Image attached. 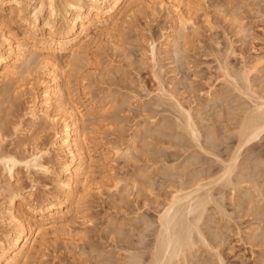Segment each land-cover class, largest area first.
<instances>
[{"label":"rangeland","instance_id":"rangeland-1","mask_svg":"<svg viewBox=\"0 0 264 264\" xmlns=\"http://www.w3.org/2000/svg\"><path fill=\"white\" fill-rule=\"evenodd\" d=\"M165 1L166 9L161 10L156 3L149 2V8L139 16L138 22L134 20L132 24L117 28L112 32L113 36H109L111 39L107 36L100 37V41L97 39V44L100 42L103 48L96 56L91 53L84 55L83 68L78 71L89 77L88 84L79 80L82 77H78V72L69 76L68 82L74 94L73 106L77 110L85 112L91 103L95 112L106 109L103 116L99 113L94 120H89L93 122L92 125L88 123L87 128L92 136L89 135V153L99 164L92 169L89 191L82 192L85 197L82 194L84 199L80 203L79 214L70 223L71 232L55 236L48 234L46 243L49 245L36 264H132L135 257L140 261L134 264H148L150 247L158 230V217L168 207L172 196L183 190L195 189V185L201 182L202 185L209 181L211 184L220 175L222 161L234 152L240 154V168L233 176L239 185L237 189L231 187L232 190L230 186L223 187L216 182L209 185L217 206L220 204L227 214L217 210L220 206L216 208V205L207 204L208 211L199 226L208 243L197 241L200 245L187 261L188 264H222L220 261L224 264H264V139L237 151L238 137L235 134L239 130L238 124L245 110L252 108L253 102L230 85L228 76H223L227 71L235 76L249 69L257 60L261 76L257 73L252 78L257 91L264 95V0H184L191 7L195 30L189 29L190 38L185 40L187 43L184 41V51L178 57L171 53V46L164 48L161 45L164 37L176 28V17L169 9L171 7L168 8L172 0ZM233 20H239L245 26L244 33L248 36L237 33ZM151 39L156 40L158 50L162 49L156 63L158 68L149 56ZM34 66L31 79L41 72L38 66ZM156 70H163L161 82H164L166 92L173 93L184 108L191 110L201 136L200 143L189 136L186 120L176 109L175 102L164 96L161 98L155 74L161 75ZM26 81H23L25 84L21 80L16 87L27 91L32 82ZM1 84L0 91L4 83ZM33 88L40 93L39 87L35 85ZM1 94L0 133L5 136L0 135V139L5 150L15 151L19 143L27 141V138H22V133L14 135L13 129L20 122L23 134L32 132L36 138L40 131H29L32 124L26 113L30 95L21 93L14 98L12 94ZM46 134L41 140L49 144L52 142V130ZM134 139L137 151L133 152L131 160L109 155L113 146L126 148ZM27 144L30 148L29 142ZM259 172L262 173L257 177ZM32 173L20 168L13 185L19 181L24 189L37 194L44 185L53 187L51 177L40 172L38 175ZM251 175L257 180L251 179ZM189 186L191 188H187Z\"/></svg>","mask_w":264,"mask_h":264},{"label":"bare ground","instance_id":"bare-ground-1","mask_svg":"<svg viewBox=\"0 0 264 264\" xmlns=\"http://www.w3.org/2000/svg\"><path fill=\"white\" fill-rule=\"evenodd\" d=\"M155 1L0 0V85L4 83L2 91L0 92L5 96L12 94L14 98L21 95V93L24 96L30 95L31 100L28 102L29 108L26 113V116L30 118L32 124L29 131L39 129L41 132H39L36 138L32 135V132L28 135L23 134L24 131H22V123L20 122V124L13 129L14 135L22 133V138H27L26 142H29L31 147L27 148L28 144L26 142L19 143L17 146L15 145V151H13V148L12 151L10 149V151L5 150L3 148V140L0 139V264H36V260L43 256L44 248H47L48 243L46 242H48V239L46 241V236L48 234H53L55 236L58 233L66 232L64 234H67L70 231V223L73 222L72 219L76 218L75 215L78 213L80 203L85 197L84 193L89 191L88 188L90 186L88 185L90 184H88V182H90V176L94 172L92 169L95 165L99 164L96 157L89 153L91 135L88 134L87 131V128L89 129L88 123L91 124L93 121L90 122L89 120H94L99 113V115L103 116L106 109L101 108L99 112H95L92 106L93 104L91 103L85 112L77 110V108L73 106L74 94L68 82L69 76H71L70 74L73 72L77 73L82 70L84 65L82 61H85L83 60L84 55L91 53L96 56V53H99L103 48L100 47V42V45L97 44L98 40H101L100 37L103 39V37H109L111 34L113 36L112 32L117 30V28L132 24L134 20H139V16H142L149 8V2L156 3L161 10L162 8L166 9V1L157 0L159 3ZM169 1L170 0H168V2ZM154 3H152L153 6H155ZM158 6L156 11L159 10ZM168 8L170 11L172 10L171 12L174 13L176 17V28L172 33L164 37V43L161 45L164 46V48H169L171 46V53L173 56L178 57L184 51L182 47L184 41L189 37V29H194L191 18V7L188 3H185L184 0H172ZM236 15L237 14H235V16ZM234 20L232 23L234 25L236 24L237 33L240 35L243 34L242 36L244 37L248 36L244 33L246 32L245 26L243 27L239 20H236L239 22ZM189 38L187 40H189ZM149 48V56H151V61L154 62L153 65H155L160 59V50H158L159 48L156 40L151 39ZM160 52H162V49ZM252 64L253 65L249 69L241 70L242 72L235 76L233 74L234 77L230 75L228 71L227 73L222 71L226 74L223 76H228L227 78L230 80V85H233L235 89L239 90L240 94L243 92L253 102L251 109L245 110V113L242 111L244 113L243 118H241V123L238 124L240 125L238 126L239 130L236 131L237 133L235 134L238 137L237 151L251 143L253 144L256 141L264 139V95L262 94L263 92L260 94L257 91L252 78L253 74H259L260 67H258L259 62L257 60ZM34 65H36V67L38 66L40 70H37L41 72H39L38 76H36L37 73L35 76L33 74L34 77L31 79L30 74L32 68L35 67ZM158 71L156 73H159L161 69L159 72ZM234 71H236V69ZM162 72L159 74L161 75ZM81 73L82 72H78V77H82L79 80L88 84L89 77L87 78L84 73L83 75ZM155 76L156 81L159 82L158 93H160L161 98L164 96L167 97L165 99L172 100L173 103L175 102L176 109L186 120L185 123L190 134L188 135L191 136V138H193L192 140L196 141V143H200L199 139L201 138H199L200 135L191 110H189V108H184L183 105L178 102L177 98L174 97L175 95H173V93L171 95L170 92H166L164 82H161L162 75L159 76L155 74ZM25 79L30 80V83L32 82V87L28 88L27 91L22 90L21 87H16L18 82L21 80L22 82L26 81ZM26 82L23 83L26 84ZM25 84L23 87L26 86ZM35 85L40 88V93L35 92L36 90L33 88ZM167 93L170 94L168 95ZM160 104L164 103L161 102ZM242 108L243 107H241V109ZM239 113L240 112H238V114ZM239 116L241 115L239 114ZM182 127L184 128V126ZM48 130H52V142L46 144L45 141L42 142L43 138L41 137L44 133H48ZM2 133L3 132H1L0 135L3 137L4 133ZM135 144L134 139L131 145L126 148L113 146L108 153L111 156L122 158L123 160H131L133 152L137 151ZM53 152L54 157H52ZM239 155H237V152H234L225 161L219 159V161H222V164L219 162L222 166V169L220 168V175L211 182L219 183L223 187L230 186V189H232L231 187L237 189L239 185L237 182H234L233 176L236 171L239 170L238 168H240ZM260 165L262 164L260 163ZM20 168H24L31 173L35 171L32 174L37 173L38 175L40 172L45 177H51L53 179V187L43 184L44 189L42 188L40 193L37 194L36 192H30L24 189L18 183L19 181L16 185H13V180L16 178ZM246 170L247 169H245V171ZM261 173L262 172H259L257 177H259L258 175ZM253 178H255V176H253ZM253 178L251 175V179ZM195 179H197V177ZM248 180L249 179H247V181ZM208 183L204 185H202V182L201 184H194L197 186L195 189L192 188L189 191V189H187L191 188L189 186L186 188L187 192H185V190L182 191L183 193L177 192V194L173 195V198L170 199L171 201H169L168 207L165 208L163 212L160 211V215L158 214V230L154 238L155 240L153 239V244L151 243L150 259L149 261L147 260L148 264H188V257H193L194 251H196L197 246L200 245H197V241L202 242V244L208 243L199 225L202 224L201 221L208 211L206 206H208L209 203L212 206L216 205V208L220 206V204L217 206L218 204L215 202V198L211 193L212 191L209 189L211 187L209 185L212 183L210 184V181ZM33 190L34 189H32V191ZM246 194L247 192L245 195ZM211 202L213 204H211ZM218 209H220L224 215L225 211H222L223 207L221 209L220 206L217 210ZM217 212L219 213V211ZM225 214L227 213L225 212ZM150 225L151 224H149V226ZM206 245L207 244H205V246ZM206 247H208V245ZM209 247L211 246L209 245ZM135 258L134 261L132 260L134 263L140 261H136ZM42 261L43 260H41V262ZM133 262L132 264H134ZM220 262L224 264L222 261Z\"/></svg>","mask_w":264,"mask_h":264}]
</instances>
